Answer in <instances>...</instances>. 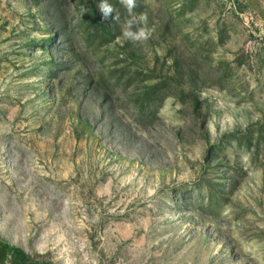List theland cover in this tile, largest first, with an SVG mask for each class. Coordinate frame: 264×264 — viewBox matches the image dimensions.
<instances>
[{"label": "rangeland", "instance_id": "rangeland-1", "mask_svg": "<svg viewBox=\"0 0 264 264\" xmlns=\"http://www.w3.org/2000/svg\"><path fill=\"white\" fill-rule=\"evenodd\" d=\"M100 2L0 0V239L27 264H264V0H137L142 43Z\"/></svg>", "mask_w": 264, "mask_h": 264}, {"label": "clouds", "instance_id": "clouds-1", "mask_svg": "<svg viewBox=\"0 0 264 264\" xmlns=\"http://www.w3.org/2000/svg\"><path fill=\"white\" fill-rule=\"evenodd\" d=\"M119 3L128 13V18L124 21L121 29L122 37L134 43H142L149 40L152 36V29L147 26V14L141 12L137 15L133 12L137 7V0H119ZM97 7L104 20H108L109 18H112L115 22L120 20L119 13L108 0H101ZM86 11L88 9L84 5H81V13L84 14ZM117 39H120V37Z\"/></svg>", "mask_w": 264, "mask_h": 264}, {"label": "trees", "instance_id": "trees-1", "mask_svg": "<svg viewBox=\"0 0 264 264\" xmlns=\"http://www.w3.org/2000/svg\"><path fill=\"white\" fill-rule=\"evenodd\" d=\"M0 246H4L7 250H11V251L15 252V254L23 260L22 264L29 263V260L26 256L25 252L21 248L11 246L7 241H2L1 239H0Z\"/></svg>", "mask_w": 264, "mask_h": 264}]
</instances>
